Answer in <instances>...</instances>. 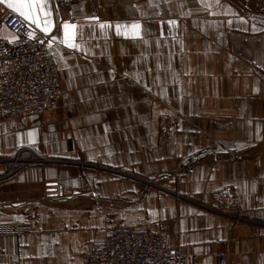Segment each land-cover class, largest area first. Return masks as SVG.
<instances>
[{
  "label": "crops",
  "instance_id": "obj_1",
  "mask_svg": "<svg viewBox=\"0 0 264 264\" xmlns=\"http://www.w3.org/2000/svg\"><path fill=\"white\" fill-rule=\"evenodd\" d=\"M47 10L48 34L27 22L48 37L61 102L0 123V173L13 163L3 159H31L0 180V223L31 226L0 234V264H83L106 217L161 230L196 264L217 252L264 264V13L248 0ZM65 23L78 49L61 42ZM132 24L139 37L117 34ZM0 39L17 34L0 28Z\"/></svg>",
  "mask_w": 264,
  "mask_h": 264
},
{
  "label": "built area",
  "instance_id": "obj_2",
  "mask_svg": "<svg viewBox=\"0 0 264 264\" xmlns=\"http://www.w3.org/2000/svg\"><path fill=\"white\" fill-rule=\"evenodd\" d=\"M72 6L80 0H56ZM9 28L17 39H0V123L18 120L56 109L61 102L58 64L48 37L34 38L30 24L16 12L0 7V28ZM0 180L20 168L18 153ZM141 181L154 184L137 177ZM176 196L180 195L176 192ZM106 235L93 250L81 254L83 264H196L179 246L166 243L161 230L117 223L105 218ZM31 228L27 224L0 223V234H19ZM216 264H225V253H216Z\"/></svg>",
  "mask_w": 264,
  "mask_h": 264
},
{
  "label": "snow or ice",
  "instance_id": "obj_3",
  "mask_svg": "<svg viewBox=\"0 0 264 264\" xmlns=\"http://www.w3.org/2000/svg\"><path fill=\"white\" fill-rule=\"evenodd\" d=\"M3 2V0H0ZM49 0H8V7L13 9L26 21H30L35 24L37 28H40L42 32L48 34L52 27L51 12L48 9ZM41 13H44V17H41ZM43 25V27H41ZM102 28L109 27L108 25H101ZM121 28H126L127 31L121 32ZM141 25L132 24L130 26L117 25V34L129 35L133 38L140 36ZM64 37L61 41L65 43L67 47L78 49L79 44L77 40L80 38L78 26L75 24L65 23L63 25Z\"/></svg>",
  "mask_w": 264,
  "mask_h": 264
},
{
  "label": "rangeland",
  "instance_id": "obj_4",
  "mask_svg": "<svg viewBox=\"0 0 264 264\" xmlns=\"http://www.w3.org/2000/svg\"><path fill=\"white\" fill-rule=\"evenodd\" d=\"M248 3L253 6V9L264 13V0H248Z\"/></svg>",
  "mask_w": 264,
  "mask_h": 264
}]
</instances>
